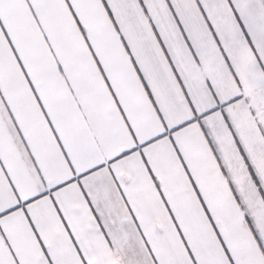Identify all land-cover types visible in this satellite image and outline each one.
<instances>
[{
    "label": "snow or ice",
    "instance_id": "1",
    "mask_svg": "<svg viewBox=\"0 0 264 264\" xmlns=\"http://www.w3.org/2000/svg\"><path fill=\"white\" fill-rule=\"evenodd\" d=\"M0 264H264V0H0Z\"/></svg>",
    "mask_w": 264,
    "mask_h": 264
}]
</instances>
